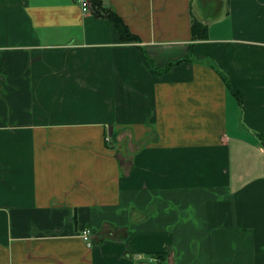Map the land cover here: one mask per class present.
<instances>
[{"label": "crops", "instance_id": "1", "mask_svg": "<svg viewBox=\"0 0 264 264\" xmlns=\"http://www.w3.org/2000/svg\"><path fill=\"white\" fill-rule=\"evenodd\" d=\"M98 1L0 0V264H264V0Z\"/></svg>", "mask_w": 264, "mask_h": 264}, {"label": "trees", "instance_id": "2", "mask_svg": "<svg viewBox=\"0 0 264 264\" xmlns=\"http://www.w3.org/2000/svg\"><path fill=\"white\" fill-rule=\"evenodd\" d=\"M91 4L93 6H99V1L98 0H90ZM108 18L113 22V24L115 25V28L117 30V32L120 34V37L122 40L124 41H132V40H136L137 38L134 37L133 34H131L129 28L126 26V24H123V20L114 12H110L108 14ZM193 34L194 35V39L199 40V39H207V28L204 27L202 24L200 23H194L193 25ZM194 58L192 56H189L187 58H183V59H177V60H173L172 62H169L167 64L166 67L161 68V69H156L154 68L151 64L152 62H150V60L148 59V63L149 65H151L150 67V71L151 74L153 73V75L156 76H163L166 73L171 72V70H173V68H175L176 66L183 64L185 62H196L197 60H193ZM115 140H117V134H112L109 138V141L107 142V145L110 147V144L112 146H114L113 148H115L116 146V142ZM263 143H264V138H263ZM108 147V148H109ZM155 257H159V255H154Z\"/></svg>", "mask_w": 264, "mask_h": 264}, {"label": "built area", "instance_id": "3", "mask_svg": "<svg viewBox=\"0 0 264 264\" xmlns=\"http://www.w3.org/2000/svg\"><path fill=\"white\" fill-rule=\"evenodd\" d=\"M79 2V4L81 5L82 7V13L84 15H87L89 13V11L91 10V2L90 0H77ZM264 149V148H263ZM91 230L86 228L82 231V233L80 234L81 237L87 242V244L89 246L92 245V242H91Z\"/></svg>", "mask_w": 264, "mask_h": 264}]
</instances>
